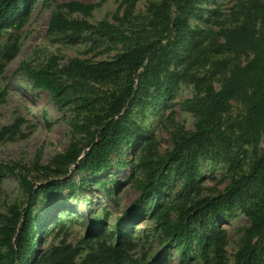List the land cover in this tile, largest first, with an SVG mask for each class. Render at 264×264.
<instances>
[{"label":"rangeland","instance_id":"374dc122","mask_svg":"<svg viewBox=\"0 0 264 264\" xmlns=\"http://www.w3.org/2000/svg\"><path fill=\"white\" fill-rule=\"evenodd\" d=\"M68 2L94 7L86 15L69 13L63 7ZM151 2L158 0H24L12 28L0 34V128L18 122L15 135L0 141V222L10 206L25 207L23 180L34 189L54 188L47 197L37 195L32 203L37 218L35 245L25 264H37L61 241L78 246L80 257L98 242L130 243L129 258L139 263L201 264L193 241L175 242L160 235L157 214L166 212L174 221L182 206L224 192L249 169L252 156L247 145L237 150L232 147L231 165L222 162L215 150L198 158L197 178L189 183L182 175L183 158L170 161L168 155L176 136L193 129L195 118L189 104L195 96H202V89L196 87L211 84L218 88L233 66L250 59L249 53L225 50L222 33L243 16L253 15L254 4L264 0H196L184 14L187 29L170 52L171 64L160 77L161 87L147 91L125 119L136 136L122 143L109 156L106 168L94 176L76 171L74 166L62 174L53 163L71 145L84 149L96 133L87 112L100 111L107 94L123 82L118 78L92 91L85 88L78 93L83 95L84 105L75 108L71 93L56 101L46 91L33 88L28 70L49 62L59 68L73 58L109 60L134 45L155 40L146 26V7ZM53 12L92 25L108 23L113 30L77 36L49 33L46 26ZM242 113L239 103L230 102L221 120L226 136L232 138ZM258 148L264 154V134ZM147 182L154 186L150 192L143 190ZM258 190L255 186L246 191L236 207L203 226L223 232L225 264L233 263L242 230L248 225L243 209ZM199 227L192 226L200 233Z\"/></svg>","mask_w":264,"mask_h":264},{"label":"trees","instance_id":"16d2710c","mask_svg":"<svg viewBox=\"0 0 264 264\" xmlns=\"http://www.w3.org/2000/svg\"><path fill=\"white\" fill-rule=\"evenodd\" d=\"M123 3L128 0H122ZM196 0H158L146 7V26L156 39L134 45L109 60L90 62L86 59H69L59 68L51 62L28 70V78L35 89L46 91L59 101L66 93L75 96L74 107L83 104L81 94L86 88L92 91L102 83L121 78L123 86L107 94L104 107L97 112H87L96 125V133L88 140L84 149L71 145L62 155L53 158L60 173L66 174L70 166L76 171L94 176L102 172L109 156L122 143L136 136L128 123L129 110L141 102L150 89L158 90L163 74L171 64L170 52L180 34L187 29L184 14L193 8ZM24 0H0V34L12 28ZM63 7L69 13L86 15L94 4L68 2ZM253 15H245L241 21L223 31V48L229 52H246L250 59L242 65L233 66L222 79L218 88L211 84L196 87L202 96H195L189 104V112L195 118L193 129L176 136L168 160L183 158L184 179L193 183L197 178V160L200 156L220 152L221 161L231 165L232 147L242 149L247 145L252 156L245 175L233 179L230 185L215 196H204L182 206L172 221L166 212L157 214V229L160 235L171 241H188L198 251L201 264H225L224 235L216 228L203 227L221 213L236 207L245 192L259 190L243 209L248 225L243 228L240 243L232 264H264V154L259 143L264 134V3L255 5ZM128 12L125 11L124 16ZM46 30L49 33L80 35L86 32L106 33L113 30L108 23L92 25L85 20L68 19L58 12L50 14ZM5 59L10 55L5 54ZM1 70V64H0ZM1 96V94H0ZM230 102H237L243 113L236 123L232 138L226 136L221 125L228 113ZM87 111V110H86ZM18 129V122L0 128V141L10 140ZM27 193L25 207L8 208V214L0 222V264H25L34 250V235L37 224L31 207L34 198L48 196L54 188L34 189L23 180ZM154 186L147 182L144 192ZM198 225L200 233L192 226ZM130 243L108 245L98 242L80 257L78 246L61 241L49 253L41 256L37 264H147L129 258ZM151 264V263H150Z\"/></svg>","mask_w":264,"mask_h":264}]
</instances>
